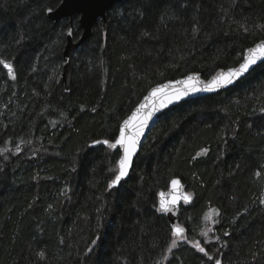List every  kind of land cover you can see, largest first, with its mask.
<instances>
[{"label": "trees", "instance_id": "trees-1", "mask_svg": "<svg viewBox=\"0 0 264 264\" xmlns=\"http://www.w3.org/2000/svg\"><path fill=\"white\" fill-rule=\"evenodd\" d=\"M62 1L0 0L16 76L0 64V264H264V63L166 111L118 188L119 150L91 147L152 87L237 66L264 41V0L119 2L77 49L69 90L63 52L83 30L79 15L48 18ZM175 178L193 198L185 238L156 211Z\"/></svg>", "mask_w": 264, "mask_h": 264}, {"label": "water", "instance_id": "water-1", "mask_svg": "<svg viewBox=\"0 0 264 264\" xmlns=\"http://www.w3.org/2000/svg\"><path fill=\"white\" fill-rule=\"evenodd\" d=\"M122 1H124V0H63L58 8H56L55 10H51V12L47 11L48 18L50 20L56 22V23L60 22L63 19H70L72 21L76 15H79V17H80L79 24H80L81 29L83 30V34H82L81 38L76 42L74 41L73 35L69 36V34H68L67 44L65 47V51L63 53V57H64L66 63H65L64 68H63L62 82L64 83L67 90L70 89V85L72 82L73 59H74V55H75L76 50L79 47H81V45H83L86 41H88L90 39V37L92 36L93 27L99 20H102L104 25H106L107 12L115 4L122 2ZM70 31L72 33L73 29L71 28ZM262 43H264V41H260V42L256 43L254 46L248 48L244 53L242 61L237 66L230 67L227 69H220V70L216 71L208 79H204L202 77V75L199 73H191V74H188L184 77L178 78L176 80H170V81L164 82V83L159 84V85L153 87L152 89H150L148 91V93L145 95V97L141 100V102L133 109V111L129 114V116L124 120V121L128 120L132 116V114L137 111V109H140V112L138 114L140 117H143L148 112H152L151 119L148 120L147 125L144 127L142 135L139 137L138 143L136 145V151H135L134 155L132 156L131 165L128 168L127 175L121 179V181L118 185H114V187H119L122 182H124L128 179V177L131 173L133 164H134L137 156L139 155V153L142 149V145H143L144 141L149 136L153 127H155V125L158 123L160 117L166 111H168V110H170L176 106H179L180 104H182L184 102L194 100V99H198V98H202V97H206V96H210V95L219 94V93H222V92L236 86L245 77H247L256 67H258L259 65L264 63V60L258 61L255 65L251 66L247 72L242 73L238 78H233L231 83L222 85V86L217 87V88H214L211 91L204 90L205 88H207L211 84V82L215 78L220 77L222 75L226 76L227 73H229L230 71L238 69L240 67V65L244 62V57L248 54L249 49H252V48H254L257 45H260ZM11 65H12V63H11ZM5 70L7 72V69H5ZM13 70H14V67H13ZM14 73H15V70H14ZM190 77L192 78L191 80H189ZM9 78L12 79L11 76H9ZM193 85H195L196 88H199L201 90L192 91L191 89H192ZM156 89H160V91L158 93H156L155 95H153V93L155 92ZM185 90H187L186 95H182L179 99L175 98L176 93H183ZM170 97H172L171 102L165 103V101L169 100ZM141 105H143L144 107L141 108ZM153 109H155V111H153ZM124 121L120 125L119 134H118L117 139H119L120 130L124 127ZM125 131H126V134H129L131 132V129H126ZM116 140L115 141H108L107 144L104 143V141H106V140H103V141H99V143L98 142L95 143V145H102V146L109 147V144H115ZM109 148L112 150H115V151L119 150V152H120L119 159L123 157L124 153H123V148L121 145L116 144L115 148H111V147H109ZM118 171H119V168H118ZM176 180L180 181V186H178L176 194L181 195V196L183 194H189L186 191L181 180L180 179H176ZM164 193L166 194V198L170 200L171 195L173 194L171 182L169 185V190L164 192ZM190 197H191V195H190ZM192 201H193L192 197L190 199V202H187V203L184 202L183 199H180L179 203L175 207L174 211L165 213V212L159 210L160 209V197L158 195V202H157L158 209H157V211H158L159 215H163V216H166L168 218V220L170 221V224H171V228L174 232V229L176 227H181L179 220H178V216L180 213L181 206L182 205H189L192 203ZM174 235L176 237H179L176 234H174ZM220 264H221V262H220Z\"/></svg>", "mask_w": 264, "mask_h": 264}, {"label": "snow or ice", "instance_id": "snow-or-ice-1", "mask_svg": "<svg viewBox=\"0 0 264 264\" xmlns=\"http://www.w3.org/2000/svg\"><path fill=\"white\" fill-rule=\"evenodd\" d=\"M51 12V9L48 10ZM69 36L72 35L71 31H69ZM264 60V43L257 45L256 47L249 49L248 54L244 57V62L240 65L238 69L232 70L229 73H227L226 76L222 75L220 77L215 78L211 84L205 88L206 91H211L214 88L220 87L225 84H229L232 82L233 78H238L242 73H245L249 70V68L253 65H255L258 61ZM0 64L3 65V68L7 69V74L11 76L12 79H15V73L13 70V66L11 63L5 62L3 60H0ZM192 78L190 77L189 80ZM192 91H199L201 89L196 88L195 85L192 86ZM160 89H156L153 95L158 93ZM187 90H185L183 93H176L175 98L179 99L182 95H186ZM172 97L169 98V100L165 101V103L171 102ZM144 106L141 105V108ZM155 111V109H153ZM140 112V109H137L135 113L132 114V116L124 121V127L120 130L119 139L116 140L115 144H109V147L115 148L116 144H119L123 148V157L118 160V174L115 175V178L111 181V184L118 185L123 177H125L128 173V168L131 165V159L136 151V145L138 143L139 137L142 135L144 127L147 125V122L149 119H151L152 112L146 113L143 117H140L138 114ZM126 129H131V132L129 134H126ZM99 143V142H98ZM104 143H108V141H104ZM206 151V150H205ZM171 186L173 189V194L171 195V199L166 198V194L164 192L159 193L160 197V211H163L165 213L174 211L175 207L178 205L179 200L183 199L184 202H190V195L189 194H183L177 195L176 191L178 186H180V181L173 179L171 181ZM212 212H216L215 209L212 210ZM212 212L206 216V219H210L212 216ZM218 215V213H216ZM185 230L181 227H176L174 229V234L181 238L184 237ZM201 235L206 236L207 232L201 233ZM172 247H176V241L174 240L172 242ZM193 247L196 248L199 252L204 253L206 256H208V253L205 251V248L200 245L199 242H196L193 244ZM43 256V253L40 254ZM209 259H212L211 256L208 257ZM216 264H220V261L217 260Z\"/></svg>", "mask_w": 264, "mask_h": 264}, {"label": "bare ground", "instance_id": "bare-ground-1", "mask_svg": "<svg viewBox=\"0 0 264 264\" xmlns=\"http://www.w3.org/2000/svg\"><path fill=\"white\" fill-rule=\"evenodd\" d=\"M72 29H73V27H72ZM105 30H106V28H105ZM68 33H69V32H68ZM82 34H83V33H82ZM92 34H93V32H92ZM72 35H73V32H72ZM81 36H82V35H81ZM91 37H92V36H91ZM91 37H90V38H91ZM80 38H81V37H80ZM80 38H79V39H80ZM67 39H68V37H67ZM79 39H78V40H79ZM78 40H77V41H78ZM74 41H75V40H74ZM75 42H76V41H75ZM86 42H87V41H86ZM81 46H82V45H81ZM65 47H66V46H65ZM79 48H80V47H79ZM79 48H78V49H79ZM64 51H65V49H64ZM76 51H77V50H76ZM63 53H64V52H63ZM75 53H76V52H75ZM74 56H75V55H74ZM63 58H64V57H63ZM64 61H65V59H64ZM5 62L11 63V62H9V61H5ZM65 63H66V61H65ZM65 63H64V65H65ZM12 65H13V64H12ZM64 65H63V68H64ZM2 66H3V65H2ZM13 67H14V66H13ZM14 70H15V69H14ZM62 75H63V72H62ZM72 77H73V76H72ZM169 81H170V80H169ZM166 82H167V81H166ZM63 84H64V83H63ZM161 84H162V83H161ZM156 86H157V85H156ZM154 87H155V86H154ZM152 88H153V87H152ZM152 88H151V89H152ZM147 93H148V92H147ZM147 93H146V94H147ZM144 97H145V96H144ZM144 97H143V98H144ZM143 98H142V99H143ZM140 102H141V101H140ZM140 102H139V103H140ZM127 117H128V116H127ZM127 117H126V118H127ZM126 118H125V119H126ZM125 119H124V120H125ZM124 120H123V121H124ZM121 124H122V123H121ZM119 128H120V127H119ZM118 134H119V132H118ZM93 146H98V145H95V143H93V144L91 145V147H93ZM108 148H109V147H108ZM133 165H134V164H133ZM132 168H133V167H132ZM131 171H132V170H131ZM175 179H177V178H175ZM115 188H118V187H114V186L110 183V184H109V187H108V192L111 191L112 189H115ZM168 190H169V188H168ZM168 190H167V191H168ZM165 192H166V191H165ZM158 195H159V194H158ZM157 202H158V197H157ZM157 209H158V206H157V208H156V211H157ZM157 213H158V211H157ZM175 237H176V236H175ZM176 238H180V237H176Z\"/></svg>", "mask_w": 264, "mask_h": 264}]
</instances>
